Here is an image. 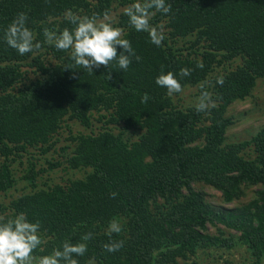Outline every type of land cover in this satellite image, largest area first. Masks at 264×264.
Returning <instances> with one entry per match:
<instances>
[{
  "label": "trees",
  "instance_id": "trees-1",
  "mask_svg": "<svg viewBox=\"0 0 264 264\" xmlns=\"http://www.w3.org/2000/svg\"><path fill=\"white\" fill-rule=\"evenodd\" d=\"M132 2L0 0V193L20 181L34 188L0 203V222L21 212L39 222L42 243L32 253L33 264L65 241L87 245L83 256L74 257L78 264H199L191 260L199 250L237 246L244 248L248 264H264V127L248 141L226 143L233 123L227 108L249 97L264 79V0H167L171 11L152 10L150 21L167 29L159 47L120 13L116 27L140 58L133 57L127 70L113 61L89 73L45 42V28L58 33L73 27L64 19L68 10L100 20L113 6ZM21 12L27 14L34 43H41L24 56L3 39ZM24 68L36 77L26 82ZM183 68L190 75L181 78ZM168 71L183 89L198 87L199 95L203 84L215 107L205 113L195 104L178 106L173 100L178 94L170 97L155 83ZM220 76L222 85L216 83ZM145 95L149 99L142 102ZM66 116L89 129L71 136L72 148L63 158L68 169L85 173L37 188L38 174L63 163L47 159L46 168L38 170L37 155L30 151L50 152ZM95 116L104 123L97 132L92 130ZM107 124L140 135L127 140ZM15 164L24 168L22 176H16ZM196 184L220 192L225 204L240 200L247 188L257 189L245 205L216 209ZM113 220L124 225L110 237L106 229ZM207 225L238 235L225 237L219 229L209 235ZM88 233L91 239L84 240ZM110 240L123 246L108 252L104 245Z\"/></svg>",
  "mask_w": 264,
  "mask_h": 264
},
{
  "label": "clouds",
  "instance_id": "clouds-1",
  "mask_svg": "<svg viewBox=\"0 0 264 264\" xmlns=\"http://www.w3.org/2000/svg\"><path fill=\"white\" fill-rule=\"evenodd\" d=\"M152 10L168 14L171 5L167 0H133L124 8L123 14L128 17L129 24L135 31L147 32L150 42L159 47L165 40V34L162 29L150 24L154 14ZM64 19L73 27L64 28L58 33L45 28L43 35L47 44L67 52L74 66L94 73L95 69L102 65L108 67L114 61L119 69L127 70L133 57L140 59L136 56L130 40L123 37L122 30L107 21V13L105 20L98 22L95 16L79 17L68 10L64 14ZM27 20L26 13H18L3 33L6 44L15 49L20 56L41 48L40 42L34 43V34L27 27ZM189 75L188 68L181 69V78ZM155 83L166 89L170 97L183 91L180 80L171 71L161 72L156 76ZM216 83L222 85L224 78L218 77ZM204 87L202 84V91L195 108L197 112L207 113L210 108L215 107V102L211 94L203 90ZM148 99L149 97L145 95L142 102H147ZM112 195L114 196L115 193ZM39 229V222H30L23 212L6 222H0V264H33L35 258L32 253L42 243ZM121 231L122 226L118 221L110 222L108 233L110 237L112 233L119 234ZM83 239H91V234H85ZM122 246L123 241L110 240L104 248L108 252H115ZM86 251L85 243L73 244L65 241L62 247L55 248L51 254L39 257L37 264H78L74 257L83 256Z\"/></svg>",
  "mask_w": 264,
  "mask_h": 264
},
{
  "label": "rangeland",
  "instance_id": "rangeland-1",
  "mask_svg": "<svg viewBox=\"0 0 264 264\" xmlns=\"http://www.w3.org/2000/svg\"><path fill=\"white\" fill-rule=\"evenodd\" d=\"M127 7V6H125ZM122 6L115 5L111 13L107 16V21L111 22L115 27L120 13L123 12L124 8ZM152 18V17H151ZM105 18H102L99 21H104ZM151 21V20H150ZM164 33H166V27H162ZM181 45V42H175V46ZM240 63L237 60L235 63H232V68ZM220 71V70H219ZM26 82L28 80H33L36 77L35 74L31 73L30 68H24ZM199 88L194 87H186L183 89L182 93H179L178 96L173 97L174 102L178 106L186 107L196 104L199 97ZM226 117L232 120V125L228 128L226 133V143H236L242 141H248L254 136L260 129L264 127V79H259L256 82L255 87L253 88L249 97H247L243 101H236L231 104L226 111ZM96 116L93 119L92 130L95 132L99 131L101 125L104 123L97 122ZM105 128H108L114 134L120 133L123 128L121 126H116L115 124H107ZM124 133V138L127 140H136V138L140 135V132L125 130L122 131ZM89 133V129H86L82 126L78 121L74 119H70L68 116L64 118L62 121V126L58 133L53 137V141L56 143L54 147L50 149V152L41 156L37 151H30L31 154L36 156V166L35 168L40 170L42 168H46L45 160H51L54 162H61L63 165L54 171H47L43 174H38L37 178V188L47 186L48 183L62 184L68 180L82 177L85 171H73L66 167V164L63 161L64 155H67L72 148V140L71 136H77L79 134H87ZM246 154H250V150L245 151ZM17 168L16 176H22V172L24 168L21 169L19 165L15 164ZM26 163L24 164V167ZM52 185V184H51ZM196 191H201L205 194L206 200L217 208H236L242 205L249 203L253 197L254 192L257 189L256 187H250L245 189L244 196L233 203L225 204L222 200V196L220 192L215 189L203 185L196 184L194 186ZM30 189L29 185L24 181L18 182L17 185L12 187L6 193H0V203L6 205L12 198L20 195L23 192L28 193L29 191H33ZM118 221L121 226L124 225L122 220ZM217 229L221 230L225 237H233L237 236L238 233L228 230L221 225L212 226L207 225V233L209 235H217ZM109 231V226L106 229ZM191 260L198 261L199 264H248V255L244 251L243 247H235V248H217L211 247L207 249L199 250L197 256L191 258Z\"/></svg>",
  "mask_w": 264,
  "mask_h": 264
}]
</instances>
